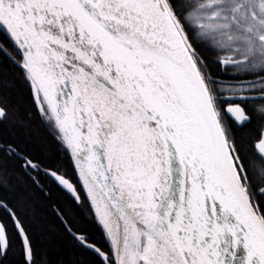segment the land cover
<instances>
[{"label":"snow or ice","instance_id":"6c2138e0","mask_svg":"<svg viewBox=\"0 0 264 264\" xmlns=\"http://www.w3.org/2000/svg\"><path fill=\"white\" fill-rule=\"evenodd\" d=\"M0 33V77L20 70L109 245L60 210L73 251L99 264H264V130L248 151L228 123H249V104L264 119V0H0ZM213 63L244 75L223 86ZM17 160L82 203L77 182L11 141L0 188ZM13 236L23 264H40L20 205L0 198V264Z\"/></svg>","mask_w":264,"mask_h":264},{"label":"trees","instance_id":"16d2710c","mask_svg":"<svg viewBox=\"0 0 264 264\" xmlns=\"http://www.w3.org/2000/svg\"><path fill=\"white\" fill-rule=\"evenodd\" d=\"M2 37L3 33H0V38ZM211 69L217 71V65L213 63ZM0 105L7 109V116L0 120V140L18 144L25 154L42 161L44 167L57 168L73 182H77L70 155L57 142L55 130L37 112L30 88L19 69L9 70L0 77ZM249 106L252 105L247 106V111L252 116L249 123L238 125L231 119L228 122L235 141L251 151L257 134L264 130V123L252 113ZM19 165L18 160L10 165L14 179L0 188V198L20 205L30 237L40 252V264H72L77 259L87 260L90 264L96 261L99 264L98 258L80 256L73 251V241L57 216V212L63 210L74 221L76 228L86 229L102 248L109 247L78 182L82 203L75 204L50 177L41 173L36 177L38 183H34ZM20 248L19 239L13 236L12 248L3 259V264H23Z\"/></svg>","mask_w":264,"mask_h":264},{"label":"flooded vegetation","instance_id":"af4514ba","mask_svg":"<svg viewBox=\"0 0 264 264\" xmlns=\"http://www.w3.org/2000/svg\"><path fill=\"white\" fill-rule=\"evenodd\" d=\"M209 70L212 73L213 78L220 81L223 86L238 83L239 81L236 79V77L244 75L243 73H238L231 67H223L219 65H217V71L214 72L211 68ZM249 107L252 109L253 106ZM249 115L251 116L250 113ZM262 122L264 123V119H262Z\"/></svg>","mask_w":264,"mask_h":264},{"label":"water","instance_id":"95a60500","mask_svg":"<svg viewBox=\"0 0 264 264\" xmlns=\"http://www.w3.org/2000/svg\"><path fill=\"white\" fill-rule=\"evenodd\" d=\"M239 82H240V81H239ZM239 82H238V83H239ZM237 124H238V125H243V124H240V123H237ZM84 192H85V191H84ZM85 194H86V193H85ZM86 197H87V196H86ZM80 198H81V197H80ZM87 199H88V198H87Z\"/></svg>","mask_w":264,"mask_h":264}]
</instances>
